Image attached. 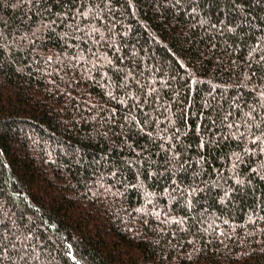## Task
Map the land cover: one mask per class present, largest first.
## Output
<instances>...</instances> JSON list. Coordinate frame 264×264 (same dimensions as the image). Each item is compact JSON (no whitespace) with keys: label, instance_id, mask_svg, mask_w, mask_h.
Returning a JSON list of instances; mask_svg holds the SVG:
<instances>
[{"label":"trees","instance_id":"16d2710c","mask_svg":"<svg viewBox=\"0 0 264 264\" xmlns=\"http://www.w3.org/2000/svg\"><path fill=\"white\" fill-rule=\"evenodd\" d=\"M0 264H264V0H0Z\"/></svg>","mask_w":264,"mask_h":264}]
</instances>
